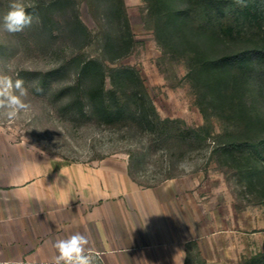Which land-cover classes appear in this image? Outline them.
Listing matches in <instances>:
<instances>
[{
	"label": "rangeland",
	"instance_id": "obj_1",
	"mask_svg": "<svg viewBox=\"0 0 264 264\" xmlns=\"http://www.w3.org/2000/svg\"><path fill=\"white\" fill-rule=\"evenodd\" d=\"M35 1L23 0L27 11ZM75 1L90 32L82 47L63 23L51 34L34 16L22 32H6L3 17L12 0H0V75L23 79L29 90L25 100L31 105L15 120L0 116V264H53L58 254L55 242H28L22 230L24 208L5 197L12 163L51 157L68 163H124L137 186L156 191L170 208L184 205L190 235L200 237L192 241L186 264H248L251 257L264 254V182L252 184L244 171L226 163L219 142L237 130L212 109L202 110L188 77V59L164 46L149 2L122 0L119 18L121 0ZM256 1L245 0V6ZM259 1L264 9V0ZM245 6L229 0L224 17L216 21L236 24ZM197 13L201 23L205 12L198 8ZM125 19L132 43L124 55L112 59L111 51L119 48L117 37L127 35ZM76 54L103 64L108 89L112 70L136 72L160 118L172 121L162 128L165 133L104 124L87 105L86 115H81L70 105L67 91L75 82L74 73L64 68L50 74ZM36 87L43 92L37 93ZM259 168L264 169V159ZM8 214H14L15 221L4 220ZM107 259L110 264H135L129 255ZM94 260L102 264L96 256Z\"/></svg>",
	"mask_w": 264,
	"mask_h": 264
},
{
	"label": "trees",
	"instance_id": "obj_2",
	"mask_svg": "<svg viewBox=\"0 0 264 264\" xmlns=\"http://www.w3.org/2000/svg\"><path fill=\"white\" fill-rule=\"evenodd\" d=\"M147 1L164 46L187 57L188 77L202 110L212 109L237 130L219 142L218 150L226 163L244 171L251 183H263L264 169L259 166L264 159V9L260 1L248 2L238 22L227 25L216 20L224 17L229 0H177V5L174 0ZM198 8L206 15L201 23L196 19ZM118 9L117 17L122 18V0ZM28 11L51 34L59 32L63 23L81 47L89 41L90 32L80 19L75 0H36ZM125 24L127 35L117 37L119 48L111 51L112 59L130 49L126 19ZM64 68L75 75L67 91L72 97L70 105L81 115H86L87 105L95 119L104 124L134 126L162 135V128L172 123L160 118L132 69L112 70V88L108 89L107 72L95 59L76 54L50 74ZM248 264H264V254L251 257Z\"/></svg>",
	"mask_w": 264,
	"mask_h": 264
},
{
	"label": "crops",
	"instance_id": "obj_3",
	"mask_svg": "<svg viewBox=\"0 0 264 264\" xmlns=\"http://www.w3.org/2000/svg\"><path fill=\"white\" fill-rule=\"evenodd\" d=\"M122 164L56 157L12 163L5 197L24 208L28 242H56L80 232L102 264H110V255H129L135 264H186L192 241H200L190 235L189 212L137 186ZM14 219V214L4 218Z\"/></svg>",
	"mask_w": 264,
	"mask_h": 264
},
{
	"label": "clouds",
	"instance_id": "obj_4",
	"mask_svg": "<svg viewBox=\"0 0 264 264\" xmlns=\"http://www.w3.org/2000/svg\"><path fill=\"white\" fill-rule=\"evenodd\" d=\"M235 3L245 6V0H235ZM3 21L4 30L16 34L31 26L33 16L27 11L23 0H12ZM35 91L42 93L43 88L36 87ZM28 95L29 90L25 87L23 79L18 78L13 81L7 75H0V116L11 121L17 119L21 113L29 111L31 105L25 100ZM88 245V237L80 232L57 240L53 247L58 254L53 257V264H95Z\"/></svg>",
	"mask_w": 264,
	"mask_h": 264
}]
</instances>
